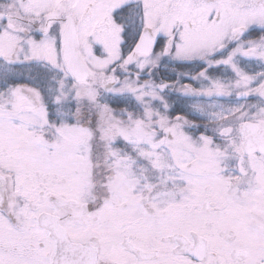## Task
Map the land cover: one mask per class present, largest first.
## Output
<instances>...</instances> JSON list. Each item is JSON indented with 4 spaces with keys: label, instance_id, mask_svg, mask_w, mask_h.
Returning a JSON list of instances; mask_svg holds the SVG:
<instances>
[{
    "label": "snow or ice",
    "instance_id": "1",
    "mask_svg": "<svg viewBox=\"0 0 264 264\" xmlns=\"http://www.w3.org/2000/svg\"><path fill=\"white\" fill-rule=\"evenodd\" d=\"M0 264H264V0H0Z\"/></svg>",
    "mask_w": 264,
    "mask_h": 264
}]
</instances>
